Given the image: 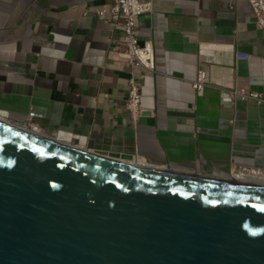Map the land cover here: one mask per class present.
I'll list each match as a JSON object with an SVG mask.
<instances>
[{
	"label": "crops",
	"instance_id": "0c3cea01",
	"mask_svg": "<svg viewBox=\"0 0 264 264\" xmlns=\"http://www.w3.org/2000/svg\"><path fill=\"white\" fill-rule=\"evenodd\" d=\"M139 1L152 4L138 26L153 74L130 66L123 31L97 17L114 0H0V119L124 162L216 178L264 171V104L231 94L264 99V30L249 0ZM133 78L154 112L137 127Z\"/></svg>",
	"mask_w": 264,
	"mask_h": 264
},
{
	"label": "water",
	"instance_id": "95a60500",
	"mask_svg": "<svg viewBox=\"0 0 264 264\" xmlns=\"http://www.w3.org/2000/svg\"><path fill=\"white\" fill-rule=\"evenodd\" d=\"M0 119V264H264V193Z\"/></svg>",
	"mask_w": 264,
	"mask_h": 264
},
{
	"label": "built area",
	"instance_id": "2783aa9c",
	"mask_svg": "<svg viewBox=\"0 0 264 264\" xmlns=\"http://www.w3.org/2000/svg\"><path fill=\"white\" fill-rule=\"evenodd\" d=\"M256 23L264 30V0H249ZM152 12L151 3H141L139 0H114L113 5L108 9L97 12V17L101 21L110 22L116 29L123 31V36L118 40L117 50L125 53L129 58V64L133 68H142L147 73H156V56L154 45L151 41L141 45L139 41L140 31L138 19L140 16ZM208 87V72L205 66L198 71L197 80L193 83V88L202 93ZM235 99L242 101L254 100L260 105L264 104V99L257 93H246L236 90L231 93ZM141 82L133 78L129 82L127 92L126 111L131 116L132 123L138 126L141 119L153 116V110L147 108L143 102ZM136 163V161H134ZM234 173L246 176L264 174V171L250 169L246 167H236L230 175ZM256 175V176H257Z\"/></svg>",
	"mask_w": 264,
	"mask_h": 264
},
{
	"label": "flooded vegetation",
	"instance_id": "af4514ba",
	"mask_svg": "<svg viewBox=\"0 0 264 264\" xmlns=\"http://www.w3.org/2000/svg\"><path fill=\"white\" fill-rule=\"evenodd\" d=\"M19 126H21V125H19ZM149 165H145V166L148 167ZM154 168L161 169L163 171L171 170L170 168L163 169V168H159L158 166L157 167L154 166ZM228 177H230V175ZM248 177H251V176H248ZM248 177H246V178H248ZM220 179H222V181H224V182H227L228 180L236 181L237 182L236 184L240 185L241 187L246 188L247 190H251V191H255V192H259V193H264V177H262V176H260L259 178L252 177V178L247 179V180L246 179H237L235 177L220 178Z\"/></svg>",
	"mask_w": 264,
	"mask_h": 264
},
{
	"label": "bare ground",
	"instance_id": "6f19581e",
	"mask_svg": "<svg viewBox=\"0 0 264 264\" xmlns=\"http://www.w3.org/2000/svg\"><path fill=\"white\" fill-rule=\"evenodd\" d=\"M131 163H134V162H131ZM136 163H139L140 164V166H143V167H146L145 165H147V164H145V163H140L139 161H137ZM161 170V169H160ZM257 174H255V175H251V177H248V176H246V175H242V174H234L233 176L235 177V178H237V179H250V178H252V177H256V178H259L260 176H262V177H264V174H260V175H257ZM246 177H248V178H246Z\"/></svg>",
	"mask_w": 264,
	"mask_h": 264
},
{
	"label": "rangeland",
	"instance_id": "374dc122",
	"mask_svg": "<svg viewBox=\"0 0 264 264\" xmlns=\"http://www.w3.org/2000/svg\"><path fill=\"white\" fill-rule=\"evenodd\" d=\"M234 174H235V173H234ZM228 176H229V175H228ZM228 176H227L226 178H230V177H231V176H230V177H228Z\"/></svg>",
	"mask_w": 264,
	"mask_h": 264
}]
</instances>
